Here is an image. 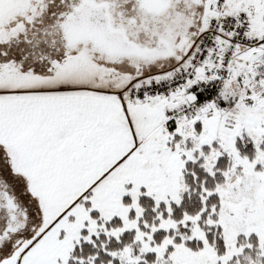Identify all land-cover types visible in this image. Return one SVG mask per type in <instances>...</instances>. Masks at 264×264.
Here are the masks:
<instances>
[{"label": "rangeland", "instance_id": "1", "mask_svg": "<svg viewBox=\"0 0 264 264\" xmlns=\"http://www.w3.org/2000/svg\"><path fill=\"white\" fill-rule=\"evenodd\" d=\"M218 1L213 0L209 16ZM224 2L227 9L245 11L252 34L264 39V0ZM133 77L132 69L125 67L89 69L84 75L65 74L43 84L0 88V140L19 154L46 208L38 233L0 264H68L75 247L91 242L92 236L119 237L127 230L137 231L142 248L155 253L158 264H264V152L258 149L264 134V92L248 95L251 102L244 105L250 104L256 114L251 121L242 118L235 131L226 128L224 110L213 112L200 128L191 122L173 126L151 109L152 104L118 95ZM244 147L253 148L251 157L239 154ZM193 158H204L211 172L224 168L225 182L206 191L207 196L219 195V209L204 219L222 229V255L199 223L202 214L185 216L192 232L183 234L181 242L169 235L157 241V231H175L177 226L162 213L158 224L144 222L143 229L139 225L142 195L154 198L157 205L164 203L168 212L173 203H180L184 168ZM115 218L122 223L109 227ZM251 235L258 245L241 242ZM187 239L201 246L193 249ZM112 255L123 264L141 261L130 247Z\"/></svg>", "mask_w": 264, "mask_h": 264}, {"label": "flooded vegetation", "instance_id": "2", "mask_svg": "<svg viewBox=\"0 0 264 264\" xmlns=\"http://www.w3.org/2000/svg\"><path fill=\"white\" fill-rule=\"evenodd\" d=\"M212 11L213 0H0V88L89 69L172 67ZM125 43L161 54H111ZM36 191L19 154L0 140V262L43 226L46 208Z\"/></svg>", "mask_w": 264, "mask_h": 264}, {"label": "built area", "instance_id": "3", "mask_svg": "<svg viewBox=\"0 0 264 264\" xmlns=\"http://www.w3.org/2000/svg\"><path fill=\"white\" fill-rule=\"evenodd\" d=\"M216 9L206 27L186 49L179 62L182 66L173 70L169 77L157 74L134 76L118 95L140 104H152L155 113L171 122L193 120L205 113L212 102L220 110H226L224 94L237 48L243 47L250 52L260 48L264 39L252 34L245 11L227 9L224 0L217 2ZM200 68L203 78H199ZM242 85L248 95H260L263 91H254L245 83ZM185 94L194 99H184ZM225 122L232 129L231 118H226Z\"/></svg>", "mask_w": 264, "mask_h": 264}, {"label": "trees", "instance_id": "4", "mask_svg": "<svg viewBox=\"0 0 264 264\" xmlns=\"http://www.w3.org/2000/svg\"><path fill=\"white\" fill-rule=\"evenodd\" d=\"M158 69L148 68L138 73H133V75L155 72ZM195 126L200 128L202 123H196ZM260 138L258 149L264 152V134ZM241 149L240 155L248 152V156H252L253 148L244 147ZM194 158L187 160L184 168L182 180L185 184V192L181 196L180 203H173L171 212H168L164 203L157 205L154 198L146 194L142 195L139 198V204L143 207L144 214L139 225L143 229L145 228L144 222L158 224L160 222L158 214L162 213L163 218H172L176 221L175 231L181 234L176 235L175 231H157L154 235L157 241L161 243L169 235L173 236L176 242H181L182 238H184L182 237L183 234L189 236L192 232L190 221L184 222L185 216L202 214L199 223L202 225L208 241L215 246L217 253L222 255L226 252V242L222 235V229L219 226L205 224L204 219L212 212V209H219V195L213 192L207 196L206 191H213L218 185L225 182L226 177L222 171L224 168L218 167V170L211 172L204 165V158ZM205 197L207 198L205 199ZM125 201L130 202V199L125 198ZM216 215L214 213L212 216L216 218ZM121 223L120 219L115 218L108 226L120 225ZM92 239L91 242H83L75 247L68 264H123L119 258L113 257L112 253L123 251L126 247H130L133 256L140 257L141 261L138 264H158L156 254L146 252L142 248V243L137 240L136 230H127L119 237L107 236L102 233L99 236H92ZM246 240L254 245L259 244L256 235H251L247 239L241 238L242 243L246 242ZM186 244L193 249H198L201 246L200 241H190L189 239H187Z\"/></svg>", "mask_w": 264, "mask_h": 264}, {"label": "crops", "instance_id": "5", "mask_svg": "<svg viewBox=\"0 0 264 264\" xmlns=\"http://www.w3.org/2000/svg\"><path fill=\"white\" fill-rule=\"evenodd\" d=\"M250 54L251 52H247L243 47L237 48L236 59L233 65L231 66V78L228 81L225 89L224 99L227 104V110L222 112L221 116L223 117L222 120H225L226 118H231V130L233 131L239 128L240 121L242 120V118L247 116V118H245L251 121V115L256 114L257 111L254 109V107H251L250 104L244 105V103L246 102H251V99L246 94L245 89L242 85V83L244 82L240 79L242 77L248 79L249 83H247L246 81V84L256 90L264 86V75L261 74V71L264 68V54L260 56L256 61L250 60ZM180 66H182V64L176 63L174 66H172V68L158 70L157 72H151V74L156 73L158 76L169 77L172 74L173 70ZM199 78H203L202 70L199 71ZM184 99L193 100L194 97L190 94H185ZM215 111L221 112L217 105L212 102L209 105L208 111L201 114L195 120H183L181 122L172 123L171 125H182L185 123L188 124L190 122L193 125L199 122L204 124L206 119L213 118V112ZM258 120L259 118L256 119V123L254 122L255 125L260 122Z\"/></svg>", "mask_w": 264, "mask_h": 264}, {"label": "water", "instance_id": "6", "mask_svg": "<svg viewBox=\"0 0 264 264\" xmlns=\"http://www.w3.org/2000/svg\"><path fill=\"white\" fill-rule=\"evenodd\" d=\"M72 34V33H71ZM70 36V34H68ZM111 54H135L139 56H144V57H153V56H159L161 53L158 49L153 50L152 52L150 51H143V50H138L137 48L133 47L131 44L125 43L121 49L120 46L116 51L111 52ZM264 54L263 49H258L253 52H251L249 58L252 61H256L260 56Z\"/></svg>", "mask_w": 264, "mask_h": 264}]
</instances>
